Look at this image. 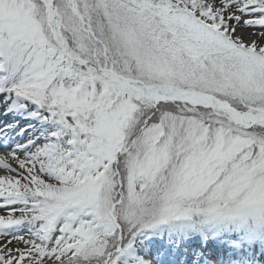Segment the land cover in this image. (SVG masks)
Segmentation results:
<instances>
[{"label": "snow or ice", "instance_id": "snow-or-ice-1", "mask_svg": "<svg viewBox=\"0 0 264 264\" xmlns=\"http://www.w3.org/2000/svg\"><path fill=\"white\" fill-rule=\"evenodd\" d=\"M0 171V264H264V0H0Z\"/></svg>", "mask_w": 264, "mask_h": 264}, {"label": "bare ground", "instance_id": "bare-ground-1", "mask_svg": "<svg viewBox=\"0 0 264 264\" xmlns=\"http://www.w3.org/2000/svg\"><path fill=\"white\" fill-rule=\"evenodd\" d=\"M3 172L2 171H0V175H4V174H2Z\"/></svg>", "mask_w": 264, "mask_h": 264}, {"label": "rangeland", "instance_id": "rangeland-1", "mask_svg": "<svg viewBox=\"0 0 264 264\" xmlns=\"http://www.w3.org/2000/svg\"><path fill=\"white\" fill-rule=\"evenodd\" d=\"M249 38H251V37H249ZM2 174H4V173H2Z\"/></svg>", "mask_w": 264, "mask_h": 264}]
</instances>
